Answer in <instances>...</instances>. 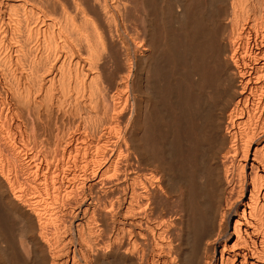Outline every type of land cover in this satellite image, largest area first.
Segmentation results:
<instances>
[{"label": "bare ground", "instance_id": "bare-ground-1", "mask_svg": "<svg viewBox=\"0 0 264 264\" xmlns=\"http://www.w3.org/2000/svg\"><path fill=\"white\" fill-rule=\"evenodd\" d=\"M0 264H264V0H0Z\"/></svg>", "mask_w": 264, "mask_h": 264}, {"label": "rangeland", "instance_id": "rangeland-1", "mask_svg": "<svg viewBox=\"0 0 264 264\" xmlns=\"http://www.w3.org/2000/svg\"><path fill=\"white\" fill-rule=\"evenodd\" d=\"M248 195H249V194L247 193L246 197H248ZM11 220H13V219H11ZM11 220H10V222H12ZM233 222H234V220H232V222H231V226H230V227H231V228H230L231 231H233ZM12 223H14V220H13ZM234 240H235V236L233 235L232 240H231V243L234 242Z\"/></svg>", "mask_w": 264, "mask_h": 264}]
</instances>
